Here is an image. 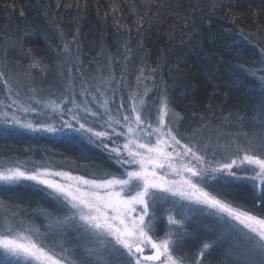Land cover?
I'll return each instance as SVG.
<instances>
[{"label":"trees","instance_id":"trees-1","mask_svg":"<svg viewBox=\"0 0 264 264\" xmlns=\"http://www.w3.org/2000/svg\"><path fill=\"white\" fill-rule=\"evenodd\" d=\"M263 64L264 0H0V73L13 97L46 113L35 116L42 123L55 120L50 101L66 112L76 109L73 99L87 106L104 92L116 102L142 86L150 101L167 96L182 133L256 134L264 128L253 119ZM5 92L0 82V97ZM86 141L0 118V163L117 172L114 159ZM233 185L232 200L251 208L250 189ZM55 207L34 184L0 185V211L31 212L37 222Z\"/></svg>","mask_w":264,"mask_h":264},{"label":"snow or ice","instance_id":"snow-or-ice-1","mask_svg":"<svg viewBox=\"0 0 264 264\" xmlns=\"http://www.w3.org/2000/svg\"><path fill=\"white\" fill-rule=\"evenodd\" d=\"M32 66L39 65L34 63ZM252 74L256 75L255 72ZM260 80L264 82V75ZM0 82L10 93L11 85L3 73H0ZM16 95L19 96V92ZM9 99V107L18 105L21 112L36 113L39 117L46 115L37 107L20 105L11 96ZM30 99L36 105L42 103L35 96ZM72 103L80 107L74 99ZM143 103L141 99L138 108L134 101L131 114L123 116V124L109 114L107 125L111 132L98 131L88 122V116L97 117L98 114L87 107L82 109L86 114L84 117L73 114L71 120L75 124L64 120L60 128L54 124L22 120L13 112L6 122L26 129L50 133L68 129L87 134L90 142H100L123 172L117 175L106 171L85 177L47 168L26 171L16 166L0 169V182L12 184L23 178L50 189L68 208V213L57 223L74 228L88 244L94 245H86L85 253L95 258L96 264H112L109 256L118 257L116 264H204L206 254L221 242V236L204 240L194 255L176 251L178 242L188 235V213L192 205L207 209L209 215L217 218L221 231L232 237L225 253L232 258L230 264H264V130L259 136L252 137L247 147L238 145L231 157L213 161L206 158L197 144L183 142L175 134L166 120L171 112L167 96L160 99L155 126L152 123L145 126ZM106 106L107 101L102 105L107 112ZM45 108L62 115L60 104L55 101L45 104ZM68 112L71 113L72 109ZM2 115L8 117L9 114ZM175 115L180 118L179 114ZM253 119L264 124V107ZM113 124H121L126 132H117ZM113 135L123 136V145L116 144ZM105 141H112V146ZM239 172L253 182L251 208L223 198L208 183L218 176L238 179ZM177 201L186 202L180 205L181 214L173 211ZM167 204L173 207L161 217L158 209ZM162 220H166L165 230L163 236H158ZM39 235L38 228L18 229L5 218L4 224L0 225V250L5 261L11 260L15 264H81L72 251L59 245L49 247ZM56 247L61 250L56 251ZM146 250L150 253L146 254Z\"/></svg>","mask_w":264,"mask_h":264},{"label":"rangeland","instance_id":"rangeland-1","mask_svg":"<svg viewBox=\"0 0 264 264\" xmlns=\"http://www.w3.org/2000/svg\"><path fill=\"white\" fill-rule=\"evenodd\" d=\"M2 73V71H1ZM260 75H264V64L261 68ZM260 90L262 91L260 100L258 102L260 103L261 108L264 107V82L260 80ZM6 97H0V118L7 121L10 119L13 112L16 113L18 117H20L22 120H28L32 121L34 123H42V120L36 119V113H25L18 110V105H12V107H9L8 105L11 104V99H9V96H11L12 99H17L15 96L13 97L11 93L8 91L5 92ZM131 97V98H130ZM143 99V116L145 120V126L148 123H152L153 126H155L158 123V112L160 107V99L161 98H155L152 101L147 99V96L143 93L142 86H140L138 89H135L134 92L130 93V95L127 96L126 99H117L116 102L114 101L113 97H107L104 95V92L101 93L100 99L97 98V100L93 101L92 104H88L87 106H81L75 107V110H72V112H62L61 114H55V120L53 122H49L47 124H54L57 128H60L64 120H68L69 122L75 124V121L71 120V116L73 114H77L80 117H84L86 114L82 111L83 108L87 107L92 109L94 112L98 114L97 117L88 116V122L92 124L93 127L96 128V130H105L108 132H111V129L108 128L107 122H108V115L111 114L116 120H120L121 124L124 123L123 116L131 114L132 105L135 101L136 106L140 107V100ZM20 103V105H25L21 103L19 99H17ZM107 101V112L105 107H102L104 105V102ZM171 109V108H170ZM7 112L9 115L8 117H4L2 114ZM37 120V121H36ZM166 120L169 121L170 126L174 130L175 134L180 138L183 142H191L195 143L199 146V148L202 150V152L206 155V158L209 160H224L227 157H231L234 153L237 151V146H243L247 147L249 140L254 136H259L261 132H257L256 134H247L246 136L241 135H220L218 133H215V131L211 129H201V130H195L190 132L189 134L182 133L179 130V119L176 118L175 113L171 110L168 117H166ZM83 122V121H82ZM9 126H16L18 128L26 129L23 127H20L19 125L10 124ZM121 124H113V127L116 128L117 132L125 131L126 128H122ZM264 125V124H263ZM78 127V125H76ZM264 127V126H263ZM186 130L185 128H183ZM264 130V128L262 129ZM60 131H68V129H61ZM147 131H151V129H147ZM74 132V131H71ZM76 133V132H75ZM80 134V133H78ZM83 136L86 142L92 143L88 139V135L84 134ZM113 140L116 144L123 145L124 143V137L119 136L116 137L113 135ZM152 142H155V136L152 137ZM257 142H259L257 140ZM105 143H108L109 146H112V141H105ZM94 144V143H93ZM95 144L102 147L99 141H96ZM104 149V148H103ZM108 154L109 152L104 149ZM114 155V154H113ZM115 162V161H114ZM20 166L22 169L26 171H35L37 168L44 169L47 168L50 171H67L71 172L72 175H84L85 177H91L93 175H100V174H93V173H87L82 174L79 172H75L73 170L60 167L59 165L54 164H48V163H36L34 165H29L28 163H25V161H22L21 163H11L4 161V163H0V169H7L9 167H16ZM117 172H115L117 175L123 172V169L117 164L116 167ZM238 175L240 178L238 179H232L218 176L215 181H208L209 184L213 186L212 190L219 193L223 198L227 200H232L230 189L233 187V184L242 183L243 185H246L251 193L253 191L252 189V181L246 179L243 177V173L239 172ZM56 179H59L57 177ZM34 184L37 187H40L45 190L46 193L49 194L50 197H52L55 201L56 207L55 212H47L44 213L42 217V220H37V222L34 219L33 213H29L27 216L25 212L22 211H10L9 209H5L3 211H0V225L4 224L5 218L16 226V228H24V227H33L38 228L40 230L39 238L41 241L45 242L49 247L54 245H59L62 248H67L70 251L73 252L75 258L78 259V261L81 262V264H96L95 258H90L85 253V246L92 247L94 245L88 244L84 237L80 236L79 233L70 226H61L57 223L58 220L62 219L67 213L68 208L67 206L59 199L56 198L54 193H51V190L46 188L45 185L39 184L36 181L27 180V179H20L16 183L12 184ZM4 182H0V185H12ZM171 199V198H170ZM234 202V201H233ZM181 203L186 202H180L177 201L175 208H173V211L177 214L183 213V209H181L180 205ZM173 206L171 204L164 205L158 209V215L161 217H164L166 215V211L169 208H172ZM191 212L188 213L189 219L187 221V233L188 235L182 242H178V246L176 248V251L178 254H184L187 253L189 255H194L201 243L204 240H210L214 239L216 236H221V242L217 244L216 247L211 249L205 257L204 264H230L231 257L226 256L225 253L228 251L232 237L227 232H222L220 225L217 223V218L213 215L208 214L207 209L201 210L198 206L192 205ZM7 211V212H6ZM163 224H166V220H162ZM165 227L161 230H158L157 235L163 236ZM61 247H56V251H60ZM150 250H146V254H149ZM108 259L112 261V264H116V261L118 257L116 256H109ZM0 264H15L14 261L8 260L5 261V257L3 255L2 250H0Z\"/></svg>","mask_w":264,"mask_h":264}]
</instances>
